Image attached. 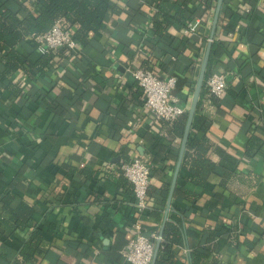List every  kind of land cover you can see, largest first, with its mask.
<instances>
[{
  "label": "crops",
  "instance_id": "0c3cea01",
  "mask_svg": "<svg viewBox=\"0 0 264 264\" xmlns=\"http://www.w3.org/2000/svg\"><path fill=\"white\" fill-rule=\"evenodd\" d=\"M115 1L120 9L108 14L102 29L89 43L77 41L76 49L57 56L51 72L12 76L22 97L16 99L0 82V212L8 216L2 196L12 192L13 207H35L34 221L48 242L26 264H131L122 250L134 236L137 211L133 184L120 164L133 158L153 169L149 206L140 216L145 232L160 235L164 224L183 136L173 122L149 112L130 67L147 61L161 76L176 75L173 92L189 108L218 1L209 10L204 0L178 1L172 13L186 1L203 23L196 34L170 26L172 39L166 41L154 38L149 17H130L131 1ZM154 1L142 0L141 9L151 14ZM215 42L208 66L234 74L226 93L211 103L206 83L202 89L197 110L212 125L204 132L192 124L190 136L210 139L209 157L217 165L206 186L195 185L184 165L186 147L167 220L181 217L175 260L194 264L195 248L214 230L213 250L199 264H264V0H229L210 58ZM19 49L32 63L43 55L32 37ZM252 137L262 141L260 147L249 148ZM180 185L198 199L178 194ZM32 231L0 234V264L14 263Z\"/></svg>",
  "mask_w": 264,
  "mask_h": 264
},
{
  "label": "trees",
  "instance_id": "16d2710c",
  "mask_svg": "<svg viewBox=\"0 0 264 264\" xmlns=\"http://www.w3.org/2000/svg\"><path fill=\"white\" fill-rule=\"evenodd\" d=\"M126 1L128 3L131 1L129 3L131 7L130 17L134 20L142 21L149 17V20L152 22V34L156 40H171L172 38H169L168 32L170 26H175L176 28L186 27L187 21L194 18L191 15L192 12L185 7L186 1L183 3V7L174 13H172V10L180 0L154 1V8L151 14L141 9L142 0H135L136 5L132 4L133 0ZM216 1L218 0H204V10H209ZM228 3L229 0L223 1L221 9L223 12L227 9ZM119 9L115 0H0V82L5 85L6 89L16 99H19L23 96V89L18 85L19 82L17 79H12V76L16 72L24 71L29 73L34 71L36 73H49L57 63V56L64 55L69 50L73 51L67 46L50 49L43 53L37 62L32 63L19 49L32 35L47 32L59 21L63 28L72 30L77 41L89 43L92 36L102 29L108 14ZM217 47L218 43L215 42L212 48L213 52L210 63L214 58V52ZM166 50H168V46L164 51L167 52ZM144 65L146 66L143 67L150 68L147 61ZM213 72H215V69L209 65L206 80ZM204 91L201 96L202 99L205 94ZM202 99H200L198 108L201 106ZM214 100H217L216 96L213 97ZM187 115L188 112L171 121L175 125L177 132L182 136L185 131ZM211 125L212 120L200 114L197 110L193 123L194 129L207 132ZM252 138L249 148L252 149L254 144H259L258 147H260L262 141L257 143L256 140L259 138ZM212 146L213 143L207 136L202 138L190 136L188 140L184 165L193 173L192 182L197 186H206L208 177L217 165V162L209 157V151ZM217 150L224 155L222 148L217 147ZM221 164L226 165L229 169L230 163H227L225 159L223 160V157ZM120 173L124 175L122 170ZM177 193L194 201L199 197L198 194L193 193L184 185H180L177 188ZM13 197L14 194L9 191L4 192L2 196V202L6 209H4V212L9 213L6 217L4 213L0 212V221H2L0 234L8 236L18 229L33 228L29 239L13 263L26 264L27 262L35 260L36 256H38L39 252L43 250L48 242L40 234L39 227L34 221L35 207L29 205L27 202H21L17 207H13ZM182 238L183 227L181 217L175 214L173 220L168 221L164 228L156 264H176L175 246L182 241ZM215 239L216 233L214 230H211L207 238V243L195 248L193 253L194 264H199L203 258L208 256L213 250Z\"/></svg>",
  "mask_w": 264,
  "mask_h": 264
},
{
  "label": "built area",
  "instance_id": "2783aa9c",
  "mask_svg": "<svg viewBox=\"0 0 264 264\" xmlns=\"http://www.w3.org/2000/svg\"><path fill=\"white\" fill-rule=\"evenodd\" d=\"M203 20L195 17L187 22L185 33L196 34ZM152 22L149 23L151 28ZM36 47L45 53L50 49L67 46L76 49L77 40L70 29L62 27L56 22L50 30L42 34L32 35ZM143 52V51H142ZM173 59H177L173 57ZM131 74L141 86L146 107L157 120L173 121L188 112V107L181 103L180 98L174 94L177 84L176 75L161 76L153 69L143 66L130 67ZM232 71H215L211 73L206 85L208 92L206 100L213 102V97H222L229 87V75ZM120 169L133 184L135 195L136 218L133 222L134 236L122 250L125 260L131 264H152L158 233L146 234L140 216L148 208V191L152 180L150 165L141 158H133L122 162Z\"/></svg>",
  "mask_w": 264,
  "mask_h": 264
},
{
  "label": "water",
  "instance_id": "95a60500",
  "mask_svg": "<svg viewBox=\"0 0 264 264\" xmlns=\"http://www.w3.org/2000/svg\"><path fill=\"white\" fill-rule=\"evenodd\" d=\"M223 1L224 0H218V3H217L216 12H215V16H214L213 27H212V31H211V35H210V41L208 43V47H207V50H206V53H205V56H204V59H203V63H202V66H201V70H200V74H199V77H198L197 85H196V88H195V91H194V95H193V98H192V102H191V105H190L189 110H188L185 131H184L183 140H182V144H181L180 157H179L178 165H177V168H176V173H175V176H174V180H173V183H172V186H171V191H170V196H169V199H168V207H167V210H166L164 224H163L161 232H160V237H159V239L157 240V243H156V250H155V255H154V259H153L152 264H156V260H157V257H158V250H159V247H160V244H161V241H162V237H163L164 227H165V224H166V222L168 220V213H169V210L171 208V200H172V196H173L174 189H175V186H176L178 173H179L180 166L182 164V160H183V157H184V153H185V150H186V147H187V144H188V140H189V137H190V132H191L192 124H193V121H194V117H195L196 111L198 109V105H199L201 94H202V89H203L204 84H205L207 68H208V63H209L210 53H211V47H212L213 39L215 37V31H216V28H217V24H218L220 12H221V9H222Z\"/></svg>",
  "mask_w": 264,
  "mask_h": 264
}]
</instances>
